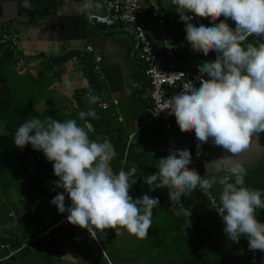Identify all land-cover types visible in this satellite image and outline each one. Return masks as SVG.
I'll return each instance as SVG.
<instances>
[{"label":"clouds","instance_id":"9594fccd","mask_svg":"<svg viewBox=\"0 0 264 264\" xmlns=\"http://www.w3.org/2000/svg\"><path fill=\"white\" fill-rule=\"evenodd\" d=\"M20 2L25 9L33 7L31 0ZM171 4L191 49L216 55L213 60L197 61L204 76L198 82L185 79L181 91L168 99L169 115L175 117L181 131L193 130L197 156L201 155V144L209 141L228 155L215 160V172L224 174L205 178L188 167L192 154L187 147H173L157 161L155 173L140 178L141 183L148 185L149 192L167 187L177 214L183 211L177 209L182 197L196 190L208 196L218 184L219 201L213 209L221 217L227 239L238 243L243 236L249 250L264 251V222L257 219V210L264 209V189L246 187V168L238 160L229 162V157L249 146L254 134L264 132V40L245 43L250 36L264 38V0H171ZM221 16L224 19L212 22ZM196 17H211V21L195 25L192 21ZM0 41L14 52L19 47L12 48L2 38ZM99 100L98 95L88 93L89 105ZM86 117L96 118L95 110L89 107L79 112L81 121ZM12 143L21 150L30 145L52 164L53 175L58 177L56 188L63 191L50 204L59 213H67L68 223L88 232L123 230L137 239L148 235L159 198L143 194L133 199L129 189L137 183L134 170L113 172L111 145L91 140L76 119L33 116L18 126ZM66 196L70 200L67 206ZM185 215L189 217L190 212Z\"/></svg>","mask_w":264,"mask_h":264},{"label":"crops","instance_id":"0c3cea01","mask_svg":"<svg viewBox=\"0 0 264 264\" xmlns=\"http://www.w3.org/2000/svg\"><path fill=\"white\" fill-rule=\"evenodd\" d=\"M31 3L33 7L29 10L21 6L20 0H0V39L3 34L19 35V47L15 52L16 60L14 66L10 67L11 73L16 76L11 85L12 90L20 95L32 89L27 99L34 100L35 111H65L64 120L76 119L77 124L88 132L91 140L95 137L96 141L108 142L114 153L113 135H116L117 130L122 131V129L129 136L133 134L139 119L144 116L142 110L148 104L151 106V101L146 97L148 83L143 64L134 48V37L130 32L123 30L124 27L109 28L90 24L91 14H104L103 0H31ZM158 3L166 13L171 10V5L169 8H163L161 2ZM222 19L223 16L212 22L218 23ZM143 20L155 50L161 57L164 56L165 42L175 41L178 45L177 63L186 70L199 69L197 63L199 60L215 58L214 52H212L214 57L208 59L203 50L191 49L185 40L184 25L180 24L179 16L173 22L168 21L160 26L149 9H146ZM208 21H211L210 17L193 23L198 25ZM227 22L230 26H235L230 19ZM255 39L264 40L261 37L250 36L245 43H254ZM68 46L81 49L90 46L93 52L82 57L78 62H73L65 54ZM96 56L101 57L100 72L92 73L91 76L87 69L91 68ZM89 77L95 78V82H98L96 87L91 88ZM85 80L87 84L84 83ZM86 90L98 95L100 100L97 104L89 105L88 95L83 97L81 95L83 107L80 108L76 102L78 96L75 99V94ZM115 99L118 100L117 104L113 103ZM101 103H106L109 107L104 109ZM89 107L98 111L96 118L86 117L81 121L78 118L79 112L87 111ZM171 120L175 132L174 135L164 132L165 138L168 139L165 144H170L172 148L179 147L176 138H181V146L189 149L198 170L204 176L219 175L215 172V160L223 155L227 156L225 150L209 141L201 144L199 150L201 155L197 158V141L193 130L181 131L174 116ZM94 125L99 128V133L94 131ZM159 149L167 151L165 147ZM233 159L241 162L247 172L264 163V132L254 134L249 146L234 157H229V162ZM213 187H217L220 191L218 184ZM211 192L213 193L212 189ZM39 226L41 227V223ZM38 232H41V228L37 226L33 233L38 235ZM134 241L136 246L138 239L134 237ZM80 252L82 260L89 261V250ZM30 261L32 260L18 256L14 263L30 264ZM40 261L41 259L38 258L35 262L39 264ZM54 262L59 264L57 259H54Z\"/></svg>","mask_w":264,"mask_h":264},{"label":"trees","instance_id":"16d2710c","mask_svg":"<svg viewBox=\"0 0 264 264\" xmlns=\"http://www.w3.org/2000/svg\"><path fill=\"white\" fill-rule=\"evenodd\" d=\"M177 41L179 42V39ZM0 48V53L2 52L0 55V127L2 128L0 131V223L10 221L15 224L14 232H10L5 237L0 236V244L8 241L13 246H17L21 241L34 238L37 234L33 233L29 226H26L28 230H23L19 221L23 209L16 201H11L7 197L10 190H14L19 198L27 202L28 216H31L32 220L37 217L42 225L47 218L55 222L67 213H59L57 208L50 204L51 199L58 192L63 191L56 188L55 182L58 177L53 175L52 164L46 161L42 152L32 150L30 145H26L22 150L15 147L12 143L15 130L21 123L33 116H38L42 120L52 117L62 121L65 111L37 112L33 108L34 100L27 99V102H23L21 94L17 95L15 90H12L10 81L4 78L5 68L14 66L17 55L6 44L1 43ZM206 56L209 57L208 59L214 57L211 51L207 52ZM87 70H89V75L93 73L92 68L88 67ZM89 79L91 88L96 87L98 82H95V78L89 77ZM89 92L92 93L86 90L75 94V99L78 96L76 102L80 108L83 107L81 95L83 97ZM144 104L146 105V102ZM149 108L150 104L145 106L142 116ZM95 112L97 115L98 111ZM98 129L94 125V131L99 133ZM164 132L166 131L162 126L156 125L152 129L135 135L130 142L129 134L123 129L122 131L117 130L116 135H113L115 138L112 141L114 153L110 162L112 171L118 172L123 169L131 172L134 170L133 174L137 177V183L131 185L129 189V194L133 199L148 194L151 197H158L160 201L158 207L153 209L152 224L148 235L143 239H138V244L132 248L134 254L129 258L130 262L125 255L123 257L119 255L117 262L119 264H255L246 252L243 253L239 248L230 245V240L222 231L224 225L217 218L210 201L201 195L199 190L182 197L180 201L183 208L197 218V221H194L191 216L185 215L184 211L177 214V210L171 207L167 187L149 192L148 185L141 183L140 178L155 173L157 161L169 155V149L172 147L170 144H165L168 139L165 138ZM162 147H165L167 151L159 149ZM211 176L205 175V178ZM245 186L264 188L263 162L247 172ZM212 191L219 201L220 191L217 187H213ZM67 200L66 196V206L69 204ZM177 209H180L179 205ZM257 219L264 221V209L257 210ZM87 231V229L74 225L57 227L51 231L50 240L43 237L26 245L19 256L29 258V260L40 258L41 263L39 264H57L54 259L58 261L62 259L64 240L74 237L77 242L83 241ZM95 235L97 236L96 231ZM241 238L246 248L249 249L247 238L243 236ZM90 241L94 239L90 238ZM95 243L100 246L99 240ZM6 253V250L0 248V257ZM97 254V250L91 248L88 253L89 261L95 260ZM16 258L1 260L0 264H15ZM103 260L109 264L106 257L103 256ZM35 264L38 263L35 262ZM259 264H264V253L259 259Z\"/></svg>","mask_w":264,"mask_h":264},{"label":"built area","instance_id":"2783aa9c","mask_svg":"<svg viewBox=\"0 0 264 264\" xmlns=\"http://www.w3.org/2000/svg\"><path fill=\"white\" fill-rule=\"evenodd\" d=\"M161 0H103L104 14H91L89 16V22L92 26L103 25L105 27H124L125 31H128L134 37V48L137 51L140 61L143 64L144 74L148 82L146 97L151 101V106L147 113L139 119L134 133L129 136V142L136 135L148 129H152L156 125H160L166 132L174 135V128L172 126V115H169L168 99L174 95H177L181 91V85L185 79H196L197 82L204 74L200 69L186 70L177 63L176 54L178 51V45L175 41L165 42L164 56L161 57L155 50L152 38L148 33L146 24L143 20L146 9H149L152 17L157 20L161 26L164 23L173 22L178 14L175 13V6L171 4V10L168 13L159 7ZM205 18V17H204ZM203 18L196 17L193 21ZM3 42H7L12 48H16L19 44L18 34H3ZM93 48L88 46L85 49L68 46L65 50V54L68 59L73 62H78L82 57L87 54H91ZM215 59V58H214ZM101 57L96 56L91 68L93 73L100 72ZM206 78V76H205ZM114 104L118 103V100L113 101ZM101 107L106 109L109 107L106 103H101ZM156 111H159L158 115H154ZM177 142L182 145L181 138L177 137ZM129 145V143H128ZM127 152V150H126ZM196 157H200L196 155ZM190 169H195L201 176H204L197 168L195 160L192 159V163L188 165ZM264 189V188H255ZM207 200L210 201L212 207L218 200L214 197L213 193L209 192L208 196L200 192ZM214 212L217 218L222 222L221 217L217 215L215 209ZM67 215L60 217L53 222L50 218L45 219L44 229L34 238H28L27 241H21L17 246H13L10 242H3L0 244L2 250H6L7 253L0 257L1 260H7L12 257L20 255L26 245L34 243L35 241L47 237L50 240V233L57 227H72L73 225L67 222ZM223 224V222H222ZM90 238L97 239L95 231L89 232ZM20 241V239H19ZM232 247H237L241 252H246L250 257V260L255 264H259L264 251L261 250H249L246 248L240 238L238 243L230 241Z\"/></svg>","mask_w":264,"mask_h":264},{"label":"rangeland","instance_id":"374dc122","mask_svg":"<svg viewBox=\"0 0 264 264\" xmlns=\"http://www.w3.org/2000/svg\"><path fill=\"white\" fill-rule=\"evenodd\" d=\"M163 8H169L170 6V0H161L160 1ZM211 18V17H210ZM124 30V28H123ZM11 68L9 70H6L4 73V78L8 81H10V85L14 82L16 79V76H14L12 73ZM26 81H30L29 79L22 77ZM29 92H32V89L29 90ZM29 92L27 93H20L21 100L23 102H27V98L29 95ZM19 97V98H20ZM0 131H2V128L0 127ZM136 141V139L134 140ZM99 142V141H98ZM7 197L11 199V201H16L18 206L23 209V212L20 214L19 221L24 231L28 230L26 229V226H29V229H32V231L36 230V227L38 226L41 228V231H43V225H40V220L37 217H34L33 220L31 219V216H28V206L27 202L21 198L18 197L17 193L14 190H10L7 193ZM68 199V198H67ZM68 203H70V200H67ZM14 213V212H12ZM15 224L13 222H5L0 223V236H7L10 232H14ZM97 233V239L99 240L100 246L95 243L97 242L96 239L94 241H90L89 232L86 234V238H84L83 241L77 242L74 237H69L64 240V255L63 260L61 259L59 261V264H107L103 260V256L106 257L109 264H119L117 262V259H119V255H122V257L125 255V257L128 259V262H130L129 258L132 257L134 254V250L132 248L135 247V241L134 237L132 235L128 234L126 231H121V233H117L114 229H105V230H97L95 229ZM39 233V232H38ZM103 234V235H102ZM136 238V237H135ZM97 250L98 254L95 257V260L89 262V261H83L80 251L84 250ZM103 253V256H101V253ZM29 259V258H28ZM71 261H69V260ZM36 259H33L29 263L35 264ZM21 264V263H20Z\"/></svg>","mask_w":264,"mask_h":264},{"label":"water","instance_id":"95a60500","mask_svg":"<svg viewBox=\"0 0 264 264\" xmlns=\"http://www.w3.org/2000/svg\"><path fill=\"white\" fill-rule=\"evenodd\" d=\"M178 205H179L180 209L182 208L183 211H184L185 213H188V212L183 208V206L181 205V203H179ZM189 216H191V217L194 219V221H197V218H196L194 215L190 214Z\"/></svg>","mask_w":264,"mask_h":264}]
</instances>
